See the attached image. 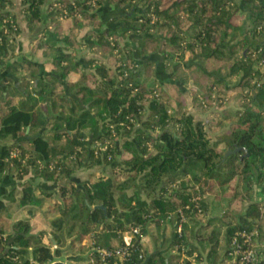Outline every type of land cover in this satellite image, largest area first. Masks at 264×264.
<instances>
[{"label":"trees","instance_id":"1","mask_svg":"<svg viewBox=\"0 0 264 264\" xmlns=\"http://www.w3.org/2000/svg\"><path fill=\"white\" fill-rule=\"evenodd\" d=\"M109 1L126 9L112 17L118 23L114 26L105 23L104 0L95 4L52 0L47 15L41 10L45 0H20L22 20L30 31L46 20L29 40V55L17 59L13 39L20 30L12 34L15 0H0V69L15 57L6 71L18 80L17 86H0V173L14 166L20 187L17 194L13 186L0 198V264H48L59 256L61 245L80 244L87 235L91 247L116 248L122 245L124 229L138 226L143 235L150 224L159 226L169 215L178 222V209L184 215L182 231L178 236L174 230L169 248L179 253L164 255L168 248L151 253L137 237L133 255L124 264H178L180 253L190 255L197 241L208 247L204 264H223L217 254L220 228L228 242L237 229L250 225L249 219L258 215V202L251 198L256 184L253 169L258 182L264 179V82L251 83L259 74L253 65L264 59V42L256 39L264 36V0ZM238 12L252 18V42L235 22ZM50 29L66 45L46 41ZM120 30L135 38L133 46L121 44ZM83 44L100 55L88 58L86 66L76 58ZM40 46L42 63L33 58ZM156 54L161 62L150 58ZM161 65L165 81L164 74H158ZM180 67L188 74L183 81L177 74ZM236 75L239 78L231 85L228 79ZM187 79L194 84L192 102L204 110L220 106L224 97L219 94L231 93L232 99L245 92L240 101L244 105L232 116L227 108L216 110L207 124L195 120L186 112L180 86ZM210 132L215 133L213 143L207 136ZM120 138L124 140L119 152ZM106 141L110 146L104 150ZM12 150L18 155L10 157ZM49 163L54 164L52 169ZM100 165L111 166V175L91 172L81 187L71 180L74 172ZM177 178H181L178 185L170 188ZM235 178L236 184H231ZM35 179L51 181L54 187L60 183L62 189L52 201L61 208V216L51 221L54 253L42 241L44 231L32 232L27 218H11L14 203H41ZM189 182L197 185L196 199L187 192ZM215 187L232 189L246 202L234 224L220 220L217 227L212 225L214 218H205L203 196ZM144 190L147 195L142 197ZM40 194L53 195L44 190ZM65 214L68 220H63ZM66 221L70 226L62 234ZM94 226H99L97 232ZM56 264L70 263L61 258Z\"/></svg>","mask_w":264,"mask_h":264},{"label":"rangeland","instance_id":"2","mask_svg":"<svg viewBox=\"0 0 264 264\" xmlns=\"http://www.w3.org/2000/svg\"><path fill=\"white\" fill-rule=\"evenodd\" d=\"M50 1H52V0H49V2ZM103 6L106 9V11H104L105 13L103 15L104 19L106 20L105 21L106 25L109 24L111 26H114L115 24H118V23H115L114 21H112V19H113L112 17H115L119 14L125 13V11H126V9L124 7H121L119 9L115 8V4L111 3L109 0H104ZM21 8H22V6L20 5V0H15V5L13 8V11L16 13V26L15 25L13 26L14 29H13L12 34H15L17 29H19L21 32V27L25 23L22 20ZM236 16H237L236 17L237 19L235 20V22L239 26L243 27V30L245 32V36L248 38L249 42H252L254 40V32H253L254 31L253 30L254 23L252 21V18L250 16H248V13H241V12H238ZM43 23H44V21H43ZM43 23L40 24L39 27L38 26L37 27L43 28ZM29 32L31 34H34V32L30 31L28 28L27 31L25 30V35L22 38L23 41L18 39L20 33L18 35H14L13 46L15 48L14 52L17 53L16 54L17 59H20L22 54L29 55V53H28L29 49L26 46V44L29 45V40H30L28 38ZM121 32H122V30H120L118 33V39L121 42V44H127V45L133 46V43H135V38L133 36H129L130 34L123 35ZM160 32L162 34H164V36H166V31L161 29ZM189 32L191 33V31H189ZM27 34H28V36H26ZM82 34H84V33L82 32L81 35ZM256 39L262 40L264 42V36L263 35L256 36ZM18 43H19V46L21 49H17ZM86 47H88V46L87 45L83 46V48H86ZM82 51H84V50H82ZM91 53H93L92 57L93 56H100L98 52L91 51ZM134 54L136 56V60L141 61L142 58L139 57L136 49H134ZM84 55H86V53L82 54V56H84ZM256 56L257 55L255 53H253L252 57L255 58ZM152 57L154 59L160 60L159 62H161V55L156 54L157 58L154 55H152ZM14 58L12 57L11 59L8 60V62H7L8 64L6 66V69H0V74L7 70V67L10 66V63L12 62V60ZM33 58L38 59V61L41 63L43 62L42 58H40L38 56L37 51H36V54L33 55ZM178 62L183 64V65L185 64L183 62V60H180ZM44 65H46V64H43V67H45ZM47 67L49 68V66L46 65V68ZM182 67H180L177 74H178V77L182 78L181 80L183 81L185 76H187L188 74H186V70ZM138 68L140 70L143 69L141 65H139ZM253 69L258 70L259 74L256 75L252 79L251 83H255V85L258 86L261 82H264V59H260L257 63H255L253 65ZM158 74H164V75H162L163 77L161 79L163 81H165L166 78H164V77H166L167 73L164 71L163 65L159 66ZM143 78H144L143 74H139L138 79L143 80ZM238 78H239V75L229 77L228 82L231 85H233L237 82ZM193 85H194L193 82L188 80V79L185 83L180 84V86L182 87V94L186 99V112L192 114L193 117L195 118V120H202L205 124H207L211 120L209 118L210 117L209 114H211V113L214 114V112H216V110H218V112L221 113L222 109L227 108L228 114H230L232 116L236 110L241 109L242 106L244 105L243 104L240 106V104H242L240 101H241L242 97L244 96L245 92L236 93L235 96L232 97V99H231V95H232L231 93H230V95L219 94L220 96H222L221 98L224 97V99L220 103V106L218 105L219 106L218 107L215 104H212L211 107L204 110L202 107L197 106L195 102H192V95H191L192 93L191 92L194 89ZM212 99L214 100V96L212 97ZM204 104H206V103H204ZM203 107L206 108L207 106L205 107V105H204ZM88 133H89V130L85 129L84 130L85 136H87ZM153 136L154 137L158 136V132L154 133ZM207 136L209 137L210 143H213L215 140V133H211V132H210V134L207 133ZM123 140H124L123 138L122 139L120 138V139H117V141H116L119 152L121 150L120 147H121ZM150 151L153 152L154 149L151 148ZM80 171L81 170H78L79 175H80L79 177L83 178V180L88 179L89 174L91 172L95 171V172L101 173L100 167H95V168H92V169L86 170V171L83 170L82 172H80ZM253 172H254V178H255L256 184L254 186V192H253L251 198L255 199L256 198V188H257L258 184H261V182L264 181V179L260 180L258 182L257 181L258 172L256 171V169H253ZM76 176H78V175H76ZM180 180H181V178H177L173 183H170V185H169L170 188L175 187V185H178V182H180ZM231 184H236V178L232 179ZM188 187L189 188H187V192L192 194L193 199L198 198V193L194 194V191H199L197 189V185L195 183L189 182ZM52 190H53V195L50 196V201H48L47 198L45 199L44 206L38 214L39 222L40 221L42 222V220H43L42 217H45L46 221L48 223H50V225H51V221L54 220L55 218H57V216L59 214L61 216V208L59 206H56L55 204L54 205L52 204L53 203L52 201L55 198L58 199L59 195H61L62 189L60 188V183L57 184L55 187H53ZM132 190H133V188L130 189L128 191V193H131ZM150 192L148 193V197H149ZM240 192H243V190L241 189ZM234 194H235V192L232 189L231 190H226V189L224 190L221 187L220 188L215 187L214 190H212L209 193H206L203 196V197H205L204 200L207 204V210H206V217L205 218H212V219L217 218L216 220L213 219V221H212L213 226L219 227L220 220H222L223 222H231V224H234L237 220V217H239L240 214L242 213V207L244 205H246L245 204L246 202L242 201L241 199H239L238 196H235ZM141 195H142V197H145L147 195V191L146 190L142 191ZM225 212L228 213L227 216H224ZM11 213H12L13 217H15V218H21L22 216H24V214L22 212L18 211L17 208H14ZM67 216H69V215L65 214L64 215L65 219H63V220H68ZM232 216H235V218L234 217L232 218ZM175 221H176L175 215H170V217L168 216L166 218V220H164L159 226H155L153 224H150L148 226L147 232L145 234L141 235V238H142L141 241L143 243H146V245L149 247L148 248V250H150L149 252L152 253V252H154L155 249H158V248H162V249L168 248L167 250L164 251V255H168L169 253H176L177 252L176 249H174V248L170 249L169 248V243L172 239L173 232L175 230V227H174ZM69 226H70V221H66L64 223L62 229H61V233L66 234ZM189 227L190 228L192 227V224L190 222H189ZM92 230H93V232L94 231L97 232L99 230V226H94L92 228ZM220 231H221V234H223L224 228H220ZM91 243H92V241H90L88 239L87 244L85 246H82L81 244H74L71 246H69L65 243L63 245L60 244L61 245L60 247H63V248H60L59 257L62 258L63 261L66 260L70 264H83L88 257V254H89L88 250L91 248ZM194 244L197 245V249L200 251L201 257L200 258L198 257V252L196 249V250H193V252L190 255H187L186 253H184V254L180 253L179 260L181 258H186L187 256H188V258H192L193 256H195L194 261H193L194 264H204L205 263L204 262L205 259L203 258L205 256L204 253H206V250L208 248H207L206 244L200 243L198 241L195 242ZM222 245H219L217 254H221V255L223 254V251L225 248L223 249Z\"/></svg>","mask_w":264,"mask_h":264},{"label":"built area","instance_id":"3","mask_svg":"<svg viewBox=\"0 0 264 264\" xmlns=\"http://www.w3.org/2000/svg\"><path fill=\"white\" fill-rule=\"evenodd\" d=\"M89 3L95 4V0H89ZM110 146L109 141L103 144V149ZM97 153V150H95ZM18 155L17 150L10 152V157ZM48 167L52 169L53 163H49ZM258 202V215L254 219H249L250 225H246L237 229L230 237L224 246L223 254L221 255L223 264H264V181L258 184L256 188V198ZM179 221H175L174 227L178 236L182 231V223L184 215L180 209L177 210ZM170 217V215H169ZM140 237V228L138 226H130L121 232L122 245L116 248L107 249L93 245L89 250L88 257L83 264H96L95 255L99 257V264H124L125 260L132 257L133 244L135 238ZM178 252V251H177ZM184 254V252H181ZM141 257V255H139ZM50 260L48 264H56V258ZM186 257V256H185ZM194 258H181L178 264H194ZM64 263H68L66 260Z\"/></svg>","mask_w":264,"mask_h":264},{"label":"crops","instance_id":"4","mask_svg":"<svg viewBox=\"0 0 264 264\" xmlns=\"http://www.w3.org/2000/svg\"><path fill=\"white\" fill-rule=\"evenodd\" d=\"M48 3H49V0H45V3L41 6L42 13L45 14V15H47L46 14V9H47ZM45 20H46V18L44 19V21ZM38 27L34 31H32V32H34V34H31L29 32V36H28V34L26 36H28L29 39L32 38L36 34L37 31H40L42 29V28H38ZM27 29L28 28L25 26V23H24V25L21 27V32H20V35H19L18 39L23 41L22 38L25 35V30L27 31ZM45 40L48 41L51 44L66 45V44H64V42L62 40H59V39L54 37V35L52 34V30L51 29L46 32ZM84 42H86V41H84ZM26 46L28 47V44H26ZM83 46H85V45L83 44L79 49H77V57L76 58H77V60L83 59L85 61V62H83V66H86V60L89 57H92L93 53H91V51H89L88 47L83 48ZM41 50H42V47L40 46L37 49L38 56L40 58H42ZM82 50H84V51H82ZM84 53H86V55L82 56V54H84ZM150 58H152V55L150 56ZM36 60H38V59H36ZM42 60H43V58H42ZM41 75H45V74H41ZM17 84H18V80L15 77V75L9 74V73H7V71L2 72L0 74V86H2L4 89H6L7 87H10L12 85L13 86H17ZM26 132H28V128L26 129ZM40 132H41V130L38 131V133H40ZM34 135H32L30 137H33ZM89 135L90 134L88 133L87 136H89ZM95 167H100L102 173H104L106 175H111V172H112L111 171V166L100 165V166H94L93 168H95ZM90 169H92V168H88V169L84 168V169H81L80 172H82L83 170L86 171V170H90ZM77 172L78 171L74 172L71 175V180H73L77 184L78 187H81L82 183L84 181H86L87 179L83 180V178H80L79 177L80 176L79 172L78 173ZM76 175H78V176H76ZM17 182H19V179L16 176V170H15L14 166L11 165L9 168L5 169L2 173H0V198L3 199L4 196L6 194H8V192L11 190V188H13V186L14 187L16 186V189L14 191L15 194L20 192V187L17 185ZM33 184L35 186V195L38 196V197H42L41 203L38 204V205H33V204L18 205V203H14L12 208H11V210H10V213L12 212V210L14 208H17L18 211H20V212H22L24 214V216H22L23 218L22 217L21 218H15V217H13V215L11 213V218H12V221H16V220L26 219L27 218L29 220V223H30L31 227H32V232H37V231H40V230L44 231L45 233H44L42 241L46 245H49V246L51 245V250L54 253L56 245H55V242L52 239V235H51L52 226L50 225V223H48L46 221L45 217H42V219H43L42 222L41 221L39 222V220H38L39 219L38 218V214H39V212L41 211V209L44 206L45 199L47 198V200L50 201V195L43 196L42 194H40V192L44 190V191L53 193L52 189H53L54 185H53V183L51 181H45V180H42V179H35ZM17 196L18 195H16V198H17ZM141 239H140V242L142 243V245L146 249H148L149 247L146 245V243H143L141 241ZM219 239H220L219 240V245L223 244L222 247L224 249V246H225V244L227 242L226 241L227 238L223 234H221ZM87 241H88V235L84 236L82 238L80 244L82 246H85L87 244ZM59 248H63V247H59ZM218 248H219V246H218ZM155 250H157V249H155ZM207 251H208V249L206 250V253H204L205 256L203 257L205 259V261H207ZM218 255L221 256V254H218ZM58 259H61V258L60 257L56 258V260H58Z\"/></svg>","mask_w":264,"mask_h":264},{"label":"water","instance_id":"5","mask_svg":"<svg viewBox=\"0 0 264 264\" xmlns=\"http://www.w3.org/2000/svg\"><path fill=\"white\" fill-rule=\"evenodd\" d=\"M236 151H238V148L233 149V150H228L226 154H228V153H234V152H236ZM94 207L103 208L102 205H95Z\"/></svg>","mask_w":264,"mask_h":264}]
</instances>
